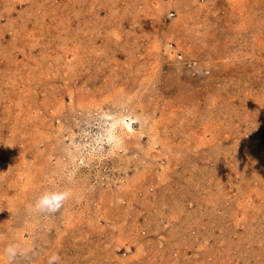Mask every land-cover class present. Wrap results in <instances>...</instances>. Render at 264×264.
<instances>
[{"label": "rangeland", "instance_id": "obj_1", "mask_svg": "<svg viewBox=\"0 0 264 264\" xmlns=\"http://www.w3.org/2000/svg\"><path fill=\"white\" fill-rule=\"evenodd\" d=\"M9 243L264 264V0H0V264Z\"/></svg>", "mask_w": 264, "mask_h": 264}, {"label": "clouds", "instance_id": "obj_2", "mask_svg": "<svg viewBox=\"0 0 264 264\" xmlns=\"http://www.w3.org/2000/svg\"><path fill=\"white\" fill-rule=\"evenodd\" d=\"M69 197L67 191H45L39 195L34 204L31 206L39 213H55ZM9 264H14V261L21 254L20 246L15 243H9L3 250ZM47 264H60V256L52 254L47 261Z\"/></svg>", "mask_w": 264, "mask_h": 264}, {"label": "bare ground", "instance_id": "obj_3", "mask_svg": "<svg viewBox=\"0 0 264 264\" xmlns=\"http://www.w3.org/2000/svg\"><path fill=\"white\" fill-rule=\"evenodd\" d=\"M121 119V118H120ZM113 124V123H112ZM111 125V124H110ZM129 126V125H128ZM118 127V126H117Z\"/></svg>", "mask_w": 264, "mask_h": 264}]
</instances>
